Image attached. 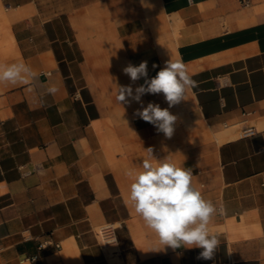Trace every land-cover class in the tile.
Here are the masks:
<instances>
[{
  "label": "crops",
  "instance_id": "obj_1",
  "mask_svg": "<svg viewBox=\"0 0 264 264\" xmlns=\"http://www.w3.org/2000/svg\"><path fill=\"white\" fill-rule=\"evenodd\" d=\"M169 59L195 87L166 138L115 97L144 83L129 63L152 78ZM14 62L36 75L0 85V264H264V0H0V64ZM142 102L169 107L163 93ZM149 147L226 208L209 225L213 259L149 251L124 174ZM106 221L114 246L100 242Z\"/></svg>",
  "mask_w": 264,
  "mask_h": 264
},
{
  "label": "clouds",
  "instance_id": "obj_2",
  "mask_svg": "<svg viewBox=\"0 0 264 264\" xmlns=\"http://www.w3.org/2000/svg\"><path fill=\"white\" fill-rule=\"evenodd\" d=\"M123 72L132 83L141 78L144 83L135 90L131 85H117L116 102L121 106L132 101L141 104L135 114L152 124L158 133L171 138L178 117L169 109L186 100L187 93L195 87L186 65L182 61L169 59L152 78H148L147 61H142L138 66L129 63ZM35 75L24 62L0 64V85H26ZM48 91L55 94L57 89L53 86ZM160 93H163L168 108L151 102L146 107L143 105L142 97L145 94ZM144 151L146 156L124 174L131 181L126 203L156 237V244L149 251L198 248L201 249L198 258L213 259L221 242L209 225L213 217L224 216L226 208L223 205L218 207L204 198L193 185L191 168L173 162L171 155L156 158L151 147Z\"/></svg>",
  "mask_w": 264,
  "mask_h": 264
},
{
  "label": "built area",
  "instance_id": "obj_3",
  "mask_svg": "<svg viewBox=\"0 0 264 264\" xmlns=\"http://www.w3.org/2000/svg\"><path fill=\"white\" fill-rule=\"evenodd\" d=\"M117 226L118 222L116 221H106L98 225L99 238L103 245H115L117 243ZM56 245L59 244L56 243Z\"/></svg>",
  "mask_w": 264,
  "mask_h": 264
},
{
  "label": "bare ground",
  "instance_id": "obj_4",
  "mask_svg": "<svg viewBox=\"0 0 264 264\" xmlns=\"http://www.w3.org/2000/svg\"><path fill=\"white\" fill-rule=\"evenodd\" d=\"M174 26H175V25H174ZM113 246H114V245H113ZM113 246H112V247H113ZM113 248H114V247H113ZM109 250H110V249H109Z\"/></svg>",
  "mask_w": 264,
  "mask_h": 264
}]
</instances>
